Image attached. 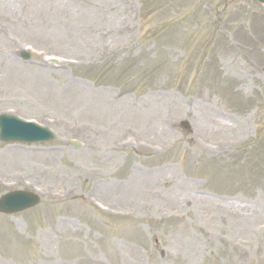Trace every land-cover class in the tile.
I'll return each mask as SVG.
<instances>
[{
    "label": "rangeland",
    "instance_id": "1",
    "mask_svg": "<svg viewBox=\"0 0 264 264\" xmlns=\"http://www.w3.org/2000/svg\"><path fill=\"white\" fill-rule=\"evenodd\" d=\"M1 113L0 264H264L254 0H0Z\"/></svg>",
    "mask_w": 264,
    "mask_h": 264
},
{
    "label": "water",
    "instance_id": "2",
    "mask_svg": "<svg viewBox=\"0 0 264 264\" xmlns=\"http://www.w3.org/2000/svg\"><path fill=\"white\" fill-rule=\"evenodd\" d=\"M264 3V0H257ZM53 134L46 128L33 123H24L16 117L0 115V138L5 140L41 141L48 140ZM38 197L35 194L15 191L0 198V211L14 212L35 205Z\"/></svg>",
    "mask_w": 264,
    "mask_h": 264
}]
</instances>
